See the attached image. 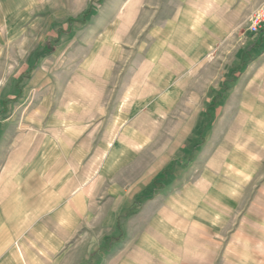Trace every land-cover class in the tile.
<instances>
[{
  "label": "crops",
  "instance_id": "0c3cea01",
  "mask_svg": "<svg viewBox=\"0 0 264 264\" xmlns=\"http://www.w3.org/2000/svg\"><path fill=\"white\" fill-rule=\"evenodd\" d=\"M263 2L119 0L79 73L53 83L42 69L22 70L0 82V264H74L65 244L86 174L73 165L112 162L122 130L136 132L122 129L136 121L134 104L123 109L122 100L171 98L172 85L246 28ZM248 35L253 59L237 65L232 122L240 134L219 151L224 182L201 195L160 183L164 202L132 213L120 224L123 240L79 264H264V30Z\"/></svg>",
  "mask_w": 264,
  "mask_h": 264
},
{
  "label": "rangeland",
  "instance_id": "374dc122",
  "mask_svg": "<svg viewBox=\"0 0 264 264\" xmlns=\"http://www.w3.org/2000/svg\"><path fill=\"white\" fill-rule=\"evenodd\" d=\"M118 1L1 0L0 82L13 81L22 70L27 77L42 69L53 83L79 73L88 56L98 51L102 37L97 30L104 27ZM250 17L247 27L236 28L231 41L210 54L199 70L192 69L180 84L172 85L171 98L122 100L123 109L134 104L130 117L136 119L135 125L122 129L136 132L122 130L112 162L73 165L75 172L82 168L86 174L83 199L65 244L74 264L89 253L108 250L111 240H123L120 224L132 213L152 202L162 204L163 198L156 194L163 187L160 183L165 181L164 187L171 190L191 187L201 195L215 193L209 191L224 182L225 161L218 159L219 151L227 135L240 134L232 122L240 106L237 65L241 57L246 63L253 59L247 30ZM228 102L234 111L226 116ZM95 149L89 147V155ZM248 187L240 183L237 188Z\"/></svg>",
  "mask_w": 264,
  "mask_h": 264
},
{
  "label": "built area",
  "instance_id": "2783aa9c",
  "mask_svg": "<svg viewBox=\"0 0 264 264\" xmlns=\"http://www.w3.org/2000/svg\"><path fill=\"white\" fill-rule=\"evenodd\" d=\"M247 30L252 35H257L260 31L264 30V2L251 15Z\"/></svg>",
  "mask_w": 264,
  "mask_h": 264
}]
</instances>
